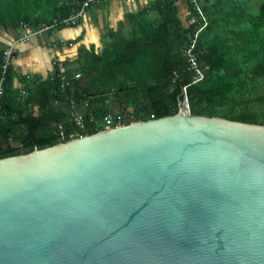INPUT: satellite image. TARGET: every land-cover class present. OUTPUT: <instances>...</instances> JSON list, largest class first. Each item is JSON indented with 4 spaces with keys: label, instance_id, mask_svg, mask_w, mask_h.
<instances>
[{
    "label": "water",
    "instance_id": "water-1",
    "mask_svg": "<svg viewBox=\"0 0 264 264\" xmlns=\"http://www.w3.org/2000/svg\"><path fill=\"white\" fill-rule=\"evenodd\" d=\"M0 264H264V125L174 114L0 158Z\"/></svg>",
    "mask_w": 264,
    "mask_h": 264
},
{
    "label": "trees",
    "instance_id": "trees-1",
    "mask_svg": "<svg viewBox=\"0 0 264 264\" xmlns=\"http://www.w3.org/2000/svg\"><path fill=\"white\" fill-rule=\"evenodd\" d=\"M78 1L0 0V25L37 28L53 19L61 22L78 8ZM176 2L149 0L129 16L138 19L137 30L129 37L117 35L100 52L92 46L80 48L69 64L71 72H79L81 77L67 92H62L59 83L48 75H18L11 63L3 71L0 50V158L59 143V124L68 138L72 125L68 121L67 94L74 97L77 107L87 103L85 114L100 117L117 112L143 121L174 115L186 86L191 114L214 116L213 109L223 105L230 93L238 91L247 80L264 77V34L260 33L264 32V0L252 14L249 30L231 32V38L246 45V50L236 54L220 35L207 42L202 39L204 32L201 34L199 59L209 66V72L196 84H191L192 74L183 54L189 27H183ZM149 10L158 13L156 21L148 16ZM251 63L250 67H242ZM19 82L24 86V95L19 93ZM261 98L264 100V96ZM228 118L257 123L256 116L249 112ZM96 130L90 127L81 134Z\"/></svg>",
    "mask_w": 264,
    "mask_h": 264
},
{
    "label": "crops",
    "instance_id": "crops-1",
    "mask_svg": "<svg viewBox=\"0 0 264 264\" xmlns=\"http://www.w3.org/2000/svg\"><path fill=\"white\" fill-rule=\"evenodd\" d=\"M149 0H107L86 10L83 18L74 26L61 27L53 32L32 34L22 39L26 27L6 28L0 25V50L11 49L10 63L18 75L46 77L52 70L56 55L70 56L72 63L80 48L91 46L97 52L108 47L117 35L129 37L137 30L138 19L129 17L144 7ZM191 0H177L178 16L183 27L191 21ZM208 16V25L202 34L203 41L220 35L222 26L223 0H196ZM148 16L154 20L159 15L149 10ZM73 43V47L66 46ZM75 64V63H74Z\"/></svg>",
    "mask_w": 264,
    "mask_h": 264
},
{
    "label": "built area",
    "instance_id": "built-area-1",
    "mask_svg": "<svg viewBox=\"0 0 264 264\" xmlns=\"http://www.w3.org/2000/svg\"><path fill=\"white\" fill-rule=\"evenodd\" d=\"M107 0H81L78 8L73 10L67 17L59 22L57 19H53L50 24H42L37 28L26 27V31L22 39H27L32 34H38L41 32H53L59 29V24L62 27L76 25L84 16V13L88 8L93 5L104 3ZM192 3V15L191 21L186 27H189L187 32V41L183 47V54L186 58L188 69L191 71L192 80L191 84L199 83L207 78L209 72V66L199 59V41L201 34L208 25V16L204 13L201 5L196 0H191ZM61 28V27H60ZM66 46L73 47V43H67ZM13 52L11 49L3 51L4 64L2 66L3 71L6 66L10 63ZM70 56L56 55L52 61V70L49 72L48 77L52 81L59 83V88L62 92H67L68 89H74L75 80L80 79L81 75L79 72H72L69 74V70L72 64L70 62ZM2 77L0 78V95L2 94ZM20 95L25 94L24 86L22 83H18ZM69 102V118L68 121L72 127L67 138L62 125H58L59 129V142H65L83 135L81 132H85L90 127H95L97 131H107L113 128L121 127L125 124L135 122L133 116H126L121 113H106L100 117L94 116L92 113L85 114L87 103L84 102L82 107H77L78 104L75 102L74 97L71 94L66 95ZM57 103V101H55ZM175 114H181L184 116L191 115V108L189 99L186 93V86H183L182 93L180 96V103ZM153 117H151L152 119Z\"/></svg>",
    "mask_w": 264,
    "mask_h": 264
},
{
    "label": "rangeland",
    "instance_id": "rangeland-1",
    "mask_svg": "<svg viewBox=\"0 0 264 264\" xmlns=\"http://www.w3.org/2000/svg\"><path fill=\"white\" fill-rule=\"evenodd\" d=\"M261 0H223L222 5L226 6L222 10V30L220 36L231 46L232 50L238 54L248 47L239 41L231 38V32L241 29L249 30L252 25V14L258 9ZM206 11V10H204ZM155 20L158 17H154ZM264 34L263 31L260 32ZM83 61V57L81 56ZM251 64H243L242 67H250ZM71 70L69 74H71ZM83 82H80L82 85ZM264 77L247 80L245 85L230 93L223 105L213 109L214 116L228 118L239 112H249L256 116L257 124L264 125Z\"/></svg>",
    "mask_w": 264,
    "mask_h": 264
}]
</instances>
